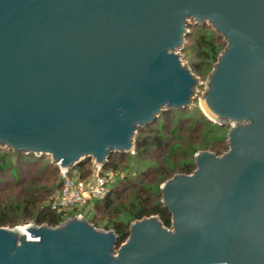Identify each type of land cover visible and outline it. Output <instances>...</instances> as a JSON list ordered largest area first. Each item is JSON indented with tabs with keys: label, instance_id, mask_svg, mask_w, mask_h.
Returning a JSON list of instances; mask_svg holds the SVG:
<instances>
[{
	"label": "water",
	"instance_id": "obj_1",
	"mask_svg": "<svg viewBox=\"0 0 264 264\" xmlns=\"http://www.w3.org/2000/svg\"><path fill=\"white\" fill-rule=\"evenodd\" d=\"M193 23L226 44L200 104L229 150L161 185L171 229L136 221L118 248L81 217L0 227V264H264V0H0V152L65 171L133 152L140 130L195 104L179 54Z\"/></svg>",
	"mask_w": 264,
	"mask_h": 264
},
{
	"label": "trees",
	"instance_id": "obj_2",
	"mask_svg": "<svg viewBox=\"0 0 264 264\" xmlns=\"http://www.w3.org/2000/svg\"><path fill=\"white\" fill-rule=\"evenodd\" d=\"M198 27L203 29L205 26L198 25ZM196 34H200L197 56L202 63L193 65V73L199 76L203 75L212 63L217 62L224 48L218 44L213 34ZM194 105L196 106L197 103ZM171 112L164 113L156 123L140 130V135L135 141L136 165L145 164L146 161L158 162L159 165L147 163L139 170L138 177L126 176L118 180L101 202H95L96 214L92 217L86 215L85 219L95 228L103 224L106 230L116 233L119 239L118 248L128 240L129 229L133 222L155 216L164 227L171 229V215L163 207L160 187L175 175H191L196 170L195 160L192 163L187 158H193L198 149L183 147V143L176 147L178 138L173 136L180 132V129L177 130L178 127H174L170 130V126L173 125L169 117ZM162 117H164L163 134L161 131L159 133V129L155 126ZM193 121L197 126L205 127L206 135L210 136L217 129L223 128L212 123L203 114L193 118ZM153 130L158 133L152 134ZM149 132L151 133L147 134ZM168 133L171 138L168 137ZM206 139L207 136L198 148L203 151L210 149L216 156L223 154L219 144L210 146ZM217 141L219 140H213L212 143ZM10 153L12 155L0 153V227L14 228L34 224L55 228L62 224L64 222L62 216L51 211L48 206L51 196L61 187V178H57V168L51 164H45L41 169L36 170V167L41 164L40 158L17 155L12 151ZM7 156H14L15 161ZM126 157L127 155L113 154L103 170L118 172V166L126 162L128 159ZM90 163L91 161H85L76 166L75 169L80 173L81 178L90 175L91 170L87 167ZM129 198L130 203L124 204ZM102 221L106 222L102 223Z\"/></svg>",
	"mask_w": 264,
	"mask_h": 264
},
{
	"label": "rangeland",
	"instance_id": "obj_3",
	"mask_svg": "<svg viewBox=\"0 0 264 264\" xmlns=\"http://www.w3.org/2000/svg\"><path fill=\"white\" fill-rule=\"evenodd\" d=\"M198 30L201 31V32H197ZM189 32H190V35L186 39V42H185V45H184V50L182 52H180L179 54L181 56L183 64L185 66L189 67L192 72H194L193 71V65L202 63V60L199 59L198 56H197L198 52H199L198 39L200 38V34H196V33L213 34V36L215 38H217L218 44L220 46H223L224 49L226 48V44H225L224 40L222 38H220L216 34V32L212 28H210L208 25H206L203 29H201L200 27H198V25L196 26L193 23V25L189 28ZM223 51L224 50H222L221 53ZM216 63L217 62L212 63L210 68H207V71H205L203 75H199L198 76L196 73H193L199 79V82L201 83V85L196 89L195 103H197V105L196 106L193 105L192 107H190V108H188L187 110H184V111H176V110L172 111L170 113V115H169V117L172 119V123H173V125L170 126V130H172L174 127H178L177 130L180 129V132H177V134L173 136V137H177L178 140L180 139L179 142H178V140L176 141V143H177L176 147L179 144H181V145L184 144L183 147H185V146L196 147L198 149L196 154L200 153V152H211V153L215 154V152L211 151L210 149H207V151H203L200 148H198L199 145L201 144V142L204 140V137H206V136H207L206 141L209 142V145L212 146L214 144H219L218 146L221 147V149L223 150V154L228 152V150H229L228 137H227L228 136L229 127L219 128V129H217L215 131V133L212 134V136H210L208 134L206 135L205 127L197 126V124H195L194 121H193V118L198 117L199 114H203L207 119H209L204 114V112H203V110L201 108L200 102H201L202 97H203V95L205 94V91H206L207 78H208L209 74L211 73V71H212V69H213V67L215 66ZM163 123H164V117H162L161 120L159 122H157V124L155 125L156 128L159 129V133H161L162 130H163V127H162ZM212 123H214V122H212ZM179 127H181L182 129L179 128ZM170 130H168V131L170 132ZM150 133L151 132H149L147 134H150ZM157 133L158 132H156L155 130H153V132H152V134H154V135L157 134ZM162 134H163V132H162ZM138 135H140L139 132H138V134L136 136V139H137V137H139ZM168 137H170L169 133H168ZM215 137H217V138H215ZM136 139H135V141H136ZM217 139L219 140V141H217V143H215V142L212 143L213 140H217ZM1 152H4L7 155H12L8 149H4ZM135 153H136V151L134 149L133 152L125 154V156L127 155L126 158H128V159L126 160V162H123V163H121L118 166V172H114L116 174V176H117L116 182L118 180L123 179L126 176H129V177H132V178L138 177L139 174H140L139 170L141 169V167L143 165H146L147 163H153V165L158 163V162L154 163L153 161H148V162L146 161L145 164H137L136 165V163H135L136 162L135 161V159H136L135 155L136 154ZM223 154H221L219 156H222ZM7 157H9L10 160L15 161L14 156H7ZM37 158H40V157H37ZM187 160H189L192 163H194V157L193 158L192 157H188ZM89 161H91V163L87 167H88V169L91 170V172H90V175H88L87 177H90L93 174V170H94V162L92 160H89ZM39 162L41 164L38 167H36V170L41 169L45 164L53 165L51 158L48 157V156L41 157ZM157 165H159V164H157ZM53 166L55 168H57V171H58L57 178L60 179L61 178V172H60L59 166H56V165H53ZM71 172L72 173H74V172L79 173L76 169L71 170ZM116 182H115V184H116ZM115 184H113V186ZM99 202H101V201H99ZM129 203H130V198L128 199L127 203L124 202V204H126V205L129 204ZM81 213L83 214L84 218L87 217L86 216L87 214L90 217H92L94 214H96L95 202L90 204L89 206L85 207L84 209H82ZM102 216H103V214H102ZM105 222L106 221H102V223H105ZM32 225H34V224H32ZM23 226H26V225H20V226L14 227V228H9V227H3V228H7V229L13 230L15 228H19V227H23ZM96 229L99 230V231H103V232L112 231V230H106L104 228L103 224H101Z\"/></svg>",
	"mask_w": 264,
	"mask_h": 264
},
{
	"label": "built area",
	"instance_id": "obj_4",
	"mask_svg": "<svg viewBox=\"0 0 264 264\" xmlns=\"http://www.w3.org/2000/svg\"><path fill=\"white\" fill-rule=\"evenodd\" d=\"M60 172L61 187L51 196L48 206L51 211L61 215L64 221L74 217L84 218L81 210L102 201L117 178L113 171H104L103 167L95 163L90 177L81 178L77 172L61 169Z\"/></svg>",
	"mask_w": 264,
	"mask_h": 264
},
{
	"label": "bare ground",
	"instance_id": "obj_5",
	"mask_svg": "<svg viewBox=\"0 0 264 264\" xmlns=\"http://www.w3.org/2000/svg\"><path fill=\"white\" fill-rule=\"evenodd\" d=\"M202 110H203V108H202ZM203 112H204V110H203ZM19 229H21L22 231H25L23 227H19Z\"/></svg>",
	"mask_w": 264,
	"mask_h": 264
}]
</instances>
